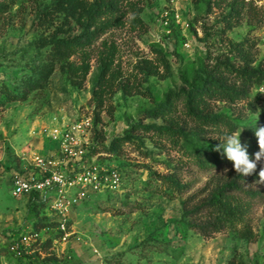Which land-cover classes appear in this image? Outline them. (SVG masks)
<instances>
[{"label": "rangeland", "instance_id": "1", "mask_svg": "<svg viewBox=\"0 0 264 264\" xmlns=\"http://www.w3.org/2000/svg\"><path fill=\"white\" fill-rule=\"evenodd\" d=\"M243 71L264 77V0H0V264H264V160L214 150L259 151ZM36 156L74 183L64 223L12 194Z\"/></svg>", "mask_w": 264, "mask_h": 264}, {"label": "built area", "instance_id": "2", "mask_svg": "<svg viewBox=\"0 0 264 264\" xmlns=\"http://www.w3.org/2000/svg\"><path fill=\"white\" fill-rule=\"evenodd\" d=\"M69 151L71 147L69 146L68 138L62 142V150ZM72 152V150H70ZM73 155L76 153L73 152ZM35 168L34 171L25 174L24 176H19L12 181V194L14 197H20L22 195L34 194V193H44L49 192L54 195L52 200V207L56 210L59 216L65 219L68 215L70 209H74L77 206V202H71L67 200V190L73 186V181L69 178L63 176L62 171L58 168H52L45 158L41 156H36L32 164ZM49 165V166H48ZM38 170V171H36ZM85 176V174H78V176ZM80 180H83L80 177Z\"/></svg>", "mask_w": 264, "mask_h": 264}, {"label": "clouds", "instance_id": "3", "mask_svg": "<svg viewBox=\"0 0 264 264\" xmlns=\"http://www.w3.org/2000/svg\"><path fill=\"white\" fill-rule=\"evenodd\" d=\"M240 134L241 130L224 136L223 143L220 142L216 145L214 150L217 152L223 150V155L232 162L235 172L240 176L246 177L256 172L257 162L264 160V126L257 128L255 131L259 151L254 154V160L249 157L247 147L242 145ZM224 171L227 172L228 169H225ZM258 177L259 183H264V167L260 168Z\"/></svg>", "mask_w": 264, "mask_h": 264}, {"label": "trees", "instance_id": "4", "mask_svg": "<svg viewBox=\"0 0 264 264\" xmlns=\"http://www.w3.org/2000/svg\"><path fill=\"white\" fill-rule=\"evenodd\" d=\"M204 74L206 76L205 79H202L198 75L195 77V80L202 84L203 88L201 89V91L204 94L211 95V94H214L216 92H223L224 90H226V86L223 84L221 78H214V77L210 76L208 73H204ZM241 74H242V77L246 78V80L244 79L245 82L246 81H252L253 80L252 79L253 75H257L258 76V78H257L258 82L264 80V77H262L260 75V73L243 71ZM192 89H193V91L197 92V90H199V87H192ZM232 92L234 94H236L237 97H240L239 95H241L240 91L233 90ZM213 204H211V206ZM215 204H217V203H215ZM218 207H219L218 205L213 206L214 211H217ZM219 210H223L226 213H235L238 209L236 207H232L231 205H226V206H223L222 208H219ZM219 227H220V223L219 222H215L213 224V226H212V228L214 230L219 229Z\"/></svg>", "mask_w": 264, "mask_h": 264}]
</instances>
